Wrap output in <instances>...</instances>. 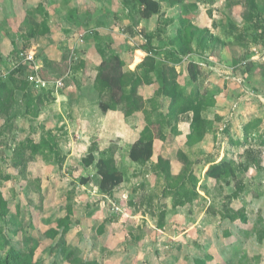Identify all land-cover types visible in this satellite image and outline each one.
<instances>
[{
  "label": "rangeland",
  "instance_id": "374dc122",
  "mask_svg": "<svg viewBox=\"0 0 264 264\" xmlns=\"http://www.w3.org/2000/svg\"><path fill=\"white\" fill-rule=\"evenodd\" d=\"M31 5L25 0L0 1V191L9 207L8 217L0 222V228L2 236L19 251L26 250L30 241L38 242L33 256L34 263L55 264L56 260L50 253L57 254V243L54 244L46 238V231L54 228L68 209H74V200H78L75 206L77 218L83 212V205L89 203L84 197L86 192L79 188L86 180L80 172L78 173L81 159L65 164L64 153L67 145L64 139L61 140L62 145L51 143L53 150L43 154L44 158H31L26 149L21 153L17 151L22 144L29 146L30 142L39 141V137L48 132L47 125L41 127V119H38L41 107L50 106L57 94L69 91L70 85L73 87L72 94L77 90L90 92V87L88 81L76 80L75 77L66 78L64 88L58 93L52 92L50 96L46 91H35L27 83L25 75L28 69H23L20 52L33 54L41 66L48 64L44 49L49 42L47 37L40 33V25L36 28L32 26L35 15L38 20L39 18L37 13H34V4ZM181 19L200 29H208L209 32L205 35L207 50L186 56V61L181 60L175 65L171 63L170 67L176 71L179 88L187 93L189 87L187 88L188 83L184 76V64L188 60L195 62L198 58L207 64V68L200 66L199 78L200 89L207 90L203 97L204 104L207 106L212 101V105H208L202 115L215 123L214 131H217L213 146H209L210 155L219 156L220 152H223L224 159L246 164L244 159L249 150L256 155L261 170L251 168L243 179L244 190L229 200L228 196L234 190L232 186L220 184L213 187L205 181L201 184L199 182L202 161L206 162L213 157L206 158L196 149L188 153L192 158V161L189 160L190 170L196 171L199 176L198 178L193 173L199 182L196 188L204 190L201 194L197 193L200 196V207L183 210L185 213H191L188 221H180L183 214L179 209L180 214H176L178 221H172L169 231L160 228L169 236H152L151 252L154 254L146 256L148 258L144 264H194L197 260L206 264H264V0H172V4H163L154 31L155 40L158 41L155 42L156 52L170 62H177V59L171 56V51L176 45L173 41L174 34ZM72 55L71 50L65 49L60 55L61 63L53 66L52 62L49 63L44 68L45 74L53 79L63 76L69 71L70 57L73 59L72 64L77 61ZM168 72L170 77L172 72ZM154 88L153 95L146 101L142 100L143 108L148 113L142 115L143 127L146 126V118L153 121L155 114H165L168 109L169 101L156 96V83ZM140 92L137 88L138 95ZM141 93L139 96L142 98ZM147 93L143 92L145 95ZM215 96H218V99L215 100ZM64 112L62 115L67 116V110ZM48 114L40 116L43 119ZM157 122L161 123L160 127H156L155 135H167L170 128L176 129L177 122L171 121L166 128L163 126V120L158 118ZM181 126L183 129V125ZM63 130L61 128L57 131ZM229 140L237 142V145H231ZM178 142L180 141L160 144V147L156 148V154L174 157ZM92 143L97 147L99 145L94 141ZM101 148L109 150L113 157L109 147L104 145ZM125 152L126 150H123L120 154L124 156ZM251 156L250 153L247 154L249 160L252 159ZM196 161L199 162L197 166ZM169 167L171 168L170 165ZM121 174L131 184L127 189H123L128 190V196L122 190L118 199L123 205L132 207L126 212L129 215H143L149 212L156 219L157 229L160 224L161 227L164 226V212L159 214L161 207L155 204L160 192L157 190L158 192L154 193L152 188H148L147 179L145 188L140 187L142 183L139 180L133 181L131 166L126 169L123 167ZM144 181L143 177V185ZM222 205H227L233 210H243L246 222L221 219L219 214ZM205 208L206 217L203 214ZM160 215L163 217L160 218ZM208 215H213L216 219ZM72 220L77 219L71 218L70 221ZM196 221L197 226L192 223ZM190 226L192 229L189 233L178 236ZM194 226L196 227L193 228ZM116 227L115 230H118ZM100 228H103V225ZM125 237L127 236H123V240ZM0 240H3L2 237ZM66 240L71 241L72 244H69L77 251H82L84 256L88 254L90 259H96L94 255L97 247L91 251L88 242H78L76 236H67ZM102 242L101 252L107 249L105 246L108 244ZM130 243L133 245L135 241L120 242L123 246ZM101 252L97 258L101 257ZM134 252L135 249L125 251L129 264L134 263ZM3 253L4 251L0 250V256ZM80 259L83 260L82 257ZM58 263L67 264L60 259Z\"/></svg>",
  "mask_w": 264,
  "mask_h": 264
},
{
  "label": "crops",
  "instance_id": "0c3cea01",
  "mask_svg": "<svg viewBox=\"0 0 264 264\" xmlns=\"http://www.w3.org/2000/svg\"><path fill=\"white\" fill-rule=\"evenodd\" d=\"M25 1L28 5L32 4L31 6H33L34 4V13L36 12L39 18L38 20L35 15V23L38 25L43 23L48 29V33L44 35L49 42L46 49H44L48 57L46 58L47 61L53 63H51V66L58 65L62 61L60 57L62 52H64L65 49L71 50L73 53L72 58L74 57L77 61H74L75 63L72 64L73 59L70 57L68 60L70 63V68L67 72L69 75L68 78L73 79L75 77L76 80L81 79L84 82L88 81L90 87V92H88V90L85 92L77 90L75 94H72L71 91L73 87L70 85L68 88L69 91L67 89V93L57 94L56 99L54 98V102L48 107H41L38 114V119H41V124H39L41 127L47 125L46 130L51 132L54 143L62 145L61 140L63 139L64 143L66 142L67 147L64 153L66 157L65 164L67 165L75 161V159L82 160L86 156L92 141L99 143V151L104 150V148L101 147L106 145V147L110 148L117 169L120 172H122L123 167L126 169L131 166V178L133 181L139 180V182L142 183L140 187L143 188L144 186L145 188L147 179L149 182L147 187H150V189L152 188L154 193L160 192V197L156 200L157 202H155V204L161 207L158 212L159 214H161L162 211L164 212V226H162L161 229L169 231L168 228L170 224H172V221L174 219L178 221L176 214L180 212L179 209L182 210L181 214H183L180 221L186 219L188 221L191 213H185L183 210L186 208L195 209L196 207H200L198 206L200 196L193 199L190 204H185L182 207H173V200L171 198H162L161 194L164 184L162 179L156 178L153 174L152 167L159 159L169 161L171 166L170 174L171 176H176L182 168V164L178 160V152H181L188 161H192L188 153L196 149L202 152L201 155H204L206 158L210 156L213 157V159H208L206 162L202 161V166L200 168V184L205 181L213 187L217 186L214 185L212 180L205 178V171L210 162L216 164L221 160H229L224 159L225 154L223 152H220L219 156L210 155L209 146H213L215 141L214 135L217 133V131H214L215 123L213 122L211 131H209L200 142L194 145H187L186 136L189 133L188 117L190 118L191 115L182 118L176 125V133H172L171 130H169L171 133L168 131L167 135L166 133L163 134L164 139L155 138L153 140L152 156L149 162L145 165H138L129 160L128 153L132 145L139 140L140 133L144 128L141 125L142 112L125 115L122 109H117L115 111L102 113L98 106L99 101L97 93L93 89L96 66L102 58L107 59L111 56H118L123 62L124 70L133 72L147 56L148 52H156L157 45L155 42L158 41L155 40L154 31L157 28L161 10L158 15L151 16L148 19H142L139 16V7L136 5L135 0ZM163 4L166 5V3H160L161 8ZM146 36H151L150 44L146 43ZM157 54L158 56L160 55L159 52H157ZM158 58L163 59L160 56ZM42 66L46 67V63L42 64ZM184 66V76L186 78V65L184 64ZM154 87L155 83H152V85L143 84L139 86L138 92H142H140L142 100L146 101L149 99L148 97L153 95ZM144 91L146 93L148 92L147 95L143 94ZM216 98L218 99V96H215V100ZM215 104L217 105L218 103ZM66 110L67 116L62 115V112ZM45 113L49 114L42 119ZM41 114L42 116H40ZM39 124H37L36 127H38ZM181 125H183L184 130L181 128ZM61 128L64 130L57 131ZM176 140L180 142H178L179 146H177L174 157L169 158L164 155L156 154V148L160 147V144L167 145ZM229 141L231 145H237V142ZM37 142L34 141L33 143L36 144ZM112 145H115V147H112ZM200 149H202V151ZM123 150H126L124 156L120 154ZM96 156L95 154V158H97ZM195 165H199V162L196 161ZM79 172L82 174V177L86 179V182L79 185V188L86 192L84 193V197L89 203L88 205H83V212H81L80 216H78L79 218H77L75 215L77 207L75 206L78 200H74L75 205L74 209H72L71 218L77 220L70 221V230L67 236H76L78 242H88V247H90L91 251L93 248L97 247V250H95L96 254L94 255L96 259H90L88 254L84 256V253L78 250V253L81 254L80 257L86 262L95 264H129L125 256V251L135 249V258H132V262L134 261L135 264H144V261L148 258L146 256H149L150 253L154 254V252H151V248L153 249V245L150 242L153 238L152 236L169 235L167 233V235H165L160 228L157 229L155 225L156 219L151 213L129 215L128 212H126L131 210L132 207L123 205L118 199L122 190L127 189L131 184L127 182L123 176L122 182L112 190L111 195H106L99 190L100 178L96 174L94 164L85 167L80 163L78 166V173ZM193 173L196 175V171ZM143 177L145 178L144 185ZM197 177L199 178V176ZM196 191L201 194L204 190L201 191L196 188ZM123 193L128 196V190H123ZM95 200H99L100 202H96ZM206 209L207 208H205L203 212L205 217ZM153 213L155 212L153 211ZM208 217L216 219L213 215H208ZM192 223L196 226L198 225L197 221ZM102 225L103 228H100ZM113 226L114 229H112ZM115 227L118 230H115ZM191 229V226L188 227L187 230H184L178 236H185ZM120 236L122 237L119 239ZM123 236L127 237L123 240ZM102 241L108 242L105 246L107 249H104L103 252H101L103 249V247H101L103 246L101 244ZM123 241L124 243L135 241V244L132 245L130 243L128 246H123L120 244V242ZM69 243L72 244L71 241L68 242V244ZM130 245H132V247ZM76 247H78V244ZM113 250H116V252H113ZM100 252L101 257L97 258ZM59 259L61 262L66 263L61 258ZM59 259L55 258V264H59Z\"/></svg>",
  "mask_w": 264,
  "mask_h": 264
},
{
  "label": "trees",
  "instance_id": "16d2710c",
  "mask_svg": "<svg viewBox=\"0 0 264 264\" xmlns=\"http://www.w3.org/2000/svg\"><path fill=\"white\" fill-rule=\"evenodd\" d=\"M135 3L139 7V16L142 19H148L160 13V3L172 4V0H135ZM31 22L33 23L32 20ZM34 24L32 26L35 28L39 27L38 24ZM40 27L41 34L45 35L48 33V29L43 23L40 24ZM208 33V29H200L190 24L189 21L181 19L174 34L173 41L176 45L171 51V56L177 59V62H170L167 58L160 59L157 56V52L150 51L133 72L124 70L123 62L118 56H111L107 59L102 58L97 64L93 89L97 93L98 106L102 113L122 109L125 115L135 112H142L143 115H147L146 109L143 108L142 98L137 93V88L143 84L156 83L158 85L156 96L163 97L169 101L165 114H155L153 121L146 118V126L140 133L139 140L132 145L128 153V158L132 163L138 165L148 163L152 156L153 140L155 138L164 139L160 134L155 135L156 127L161 123L157 122L158 118L163 120V126L166 128L169 127L171 121L178 123L182 118L191 115L190 118L188 117L189 133L186 136L187 145H194L200 142L211 131L213 122L202 115L207 106L212 105V101L207 106L203 102V97H205L207 90L200 89L201 81L199 77L201 74H199V70L201 68L198 62L201 59L198 58L195 62L188 60L185 64L187 88L189 87L187 93L179 88L176 81V71L173 67H170L171 63L175 65V63L180 62L186 56L189 57L194 53L200 54L207 50L205 35ZM146 43H151V36H146ZM48 65L49 62L46 67ZM44 68L42 66L39 71L40 77L44 80H56L67 75V72H65L63 76L53 79L45 74ZM168 71L172 72L170 77H168ZM46 93L52 96L51 91H46ZM1 95L2 92L0 97H2ZM170 130L172 133H176V129L170 128ZM147 136L149 137L146 140ZM51 143L54 144V141L51 132L48 131L46 135L42 134L36 144L33 142H30L29 146L22 144L19 148L20 151L18 150L17 153H21L22 150L26 149L29 151L31 158L38 156L44 158L43 154L51 153V150H53ZM246 153L252 155V159L249 160L246 154L244 159L246 164L221 160L216 164L210 162L205 171V178L212 180L214 185L223 184L233 187L234 190L229 194V198L227 197L229 200L237 197L244 190L243 179L251 168L261 170L254 152L248 150ZM95 154L97 158H95ZM109 154V150L99 151L98 147L91 143L86 156L81 160L82 165L85 167L94 164L96 174L100 178L99 190L106 195H111L112 190L122 182V174L117 169L112 155ZM178 160L181 162L182 168L181 174L179 173L176 176H171L170 174L169 161L159 159L153 166V174L156 178L162 179L164 184L161 194L162 198H171L173 207H182L185 204H190L198 196L196 191L198 180L190 170L191 164L181 152H178ZM220 210L219 216L221 219L238 220L241 223L246 222L243 210H233L227 205H222ZM8 214V203L0 191V222L6 220ZM71 216L72 210L68 209L66 215L57 221L56 226L46 231V238L54 244L57 243V247L53 245L57 249V254L50 253V256H59L68 264H95L81 260L78 251L69 246L66 238L70 230ZM161 217L163 215H160ZM158 228H161V224L158 225ZM0 237L3 239L0 240V250L4 251L0 256V264H36L33 261V256L37 248L36 243L38 242L30 241L26 250L19 251L2 236L1 228ZM194 264L206 263L197 260Z\"/></svg>",
  "mask_w": 264,
  "mask_h": 264
},
{
  "label": "built area",
  "instance_id": "2783aa9c",
  "mask_svg": "<svg viewBox=\"0 0 264 264\" xmlns=\"http://www.w3.org/2000/svg\"><path fill=\"white\" fill-rule=\"evenodd\" d=\"M19 57L21 58L22 66L28 69V72L25 75L26 81L35 91H51L53 93H58V91L64 88V82L66 78H68V74L56 80H44L39 74L42 66L37 63L33 54L20 52ZM186 58L183 60L186 61ZM198 63L199 66L207 68L206 62L202 59Z\"/></svg>",
  "mask_w": 264,
  "mask_h": 264
}]
</instances>
